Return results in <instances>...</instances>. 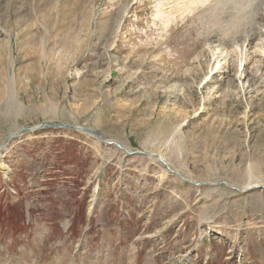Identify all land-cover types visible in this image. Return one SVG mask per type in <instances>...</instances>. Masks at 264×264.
I'll use <instances>...</instances> for the list:
<instances>
[{
  "label": "rangeland",
  "instance_id": "obj_1",
  "mask_svg": "<svg viewBox=\"0 0 264 264\" xmlns=\"http://www.w3.org/2000/svg\"><path fill=\"white\" fill-rule=\"evenodd\" d=\"M177 1L0 0V264H264V0Z\"/></svg>",
  "mask_w": 264,
  "mask_h": 264
},
{
  "label": "bare ground",
  "instance_id": "obj_2",
  "mask_svg": "<svg viewBox=\"0 0 264 264\" xmlns=\"http://www.w3.org/2000/svg\"><path fill=\"white\" fill-rule=\"evenodd\" d=\"M243 1V2H242ZM258 0H179V1H177V2H173V4H172V7H171V9H173L174 10V12H182V13H185L186 11H188V10H190V15H193V17H195V18H197L198 17V13L199 12H202V11H204V10H207V8L208 9H210V8H212V10L215 12V11H218L219 10V8L220 7H218V6H220L221 4H226L224 7V10H228V11H231L232 12V14L231 15H233V12L234 11H232V10H230L229 9V6H228V3H231L232 5H235V6H239V5H241V4H244V3H246V4H249V8H250V4H252L253 2H257ZM214 3H216V6L214 5ZM264 3V2H263ZM245 4V5H246ZM257 5V4H256ZM254 6H255V4H254ZM258 6H259V3H258ZM240 7V6H239ZM245 6H243L242 7V9L240 10V11H243V12H241L240 13V15L239 16H235L236 17V21H235V23L233 22H231V24H229L228 23V25H230V26H232V25H235V28L236 29H238V28H240V26L245 22V20H248V18L250 17V18H252L251 16H249V12L248 11H245V10H247V9H243ZM248 7H246V8H248ZM253 7V6H252ZM251 7V8H252ZM254 9H255V7H253ZM257 9V8H256ZM249 11L251 10V9H248ZM263 10H264V7H263ZM223 11V10H222ZM236 12H238L237 10H235ZM256 11V10H255ZM162 12V11H161ZM160 12V13H161ZM249 16V17H248ZM232 18V17H231ZM234 18V17H233ZM232 20V19H231ZM251 20V19H250ZM254 20V19H253ZM202 21H206L205 19H202ZM247 22V21H246ZM252 24V23H251ZM258 25V24H257ZM229 27V26H228ZM255 27V26H254ZM254 27H252V28H254ZM258 28H256V29H252L251 27H250V30H248L247 32H246V35H245V37H244V39H243V41H244V43L246 44H251L254 40H256V39H259V40H262V36L264 35L263 34V32L261 31V29H260V27L259 26H257ZM227 29V28H226ZM252 29V30H251ZM221 31H225V27L223 26L222 28H221ZM223 35V34H222ZM223 38V37H222ZM224 39L225 38H223V40H221V41H219V45L220 46H225V45H229V43H228V41L226 40V41H224ZM242 39H241V41H242ZM238 40V39H237ZM239 41V40H238ZM240 41V42H241ZM239 42V43H240ZM167 43H168V41H167ZM243 43V42H242ZM234 44V43H233ZM244 44V45H245ZM235 45V44H234ZM230 46V45H229ZM235 47V46H234ZM222 48H224V47H222ZM21 133V131L19 132V133H17L16 135H19ZM106 142H108V143H113L112 141H110V140H107ZM116 144V143H115ZM117 146H119V148L121 149H125V151H124V153H127L128 155H130L131 154V151L129 150V149H127V148H125L122 144H120V143H118L117 144ZM138 154V153H137ZM140 154V153H139ZM132 155V154H131ZM143 156H146L145 154H142ZM157 155V154H156ZM149 156V155H148ZM147 156V157H148ZM151 156V155H150ZM149 156V157H150ZM158 156H160V155H158ZM161 158H162V162H161V160L159 159V158H155V157H153L152 156V158H155V161L157 162V163H159V165H161V166H164V167H167L168 168V164L166 163V159H165V157L162 155V156H160ZM151 158V159H152ZM154 160V159H153ZM167 171V170H166ZM255 184V183H254ZM254 184H252V185H249L247 188L248 189H252V188H255V187H259L260 185H254ZM64 259H68L67 257L66 258H64ZM105 260H107V259H105ZM69 261V260H68ZM68 261L66 262V263H64V264H67L68 263ZM108 261V260H107ZM109 262V261H108ZM184 263V262H183Z\"/></svg>",
  "mask_w": 264,
  "mask_h": 264
},
{
  "label": "water",
  "instance_id": "obj_3",
  "mask_svg": "<svg viewBox=\"0 0 264 264\" xmlns=\"http://www.w3.org/2000/svg\"><path fill=\"white\" fill-rule=\"evenodd\" d=\"M48 127H53V128H62V129H65V130H76V131H80V132H82V133H86V134H88V135H90V136H92V137H96L101 143H104L105 142V139L99 134V133H96L95 131H93L92 129H89V128H84V127H80V126H77V125H74V124H64V123H52V122H48V123H44V124H42L41 126H37V127H34V128H27V129H24V131L21 133V134H24V133H27L28 131H32V130H35V129H37V128H48ZM15 136H11V137H9L8 138V140H7V142L0 148V151L2 150V149H5L6 147H7V145L9 144V142L14 138ZM105 144H109V145H113L112 143H105ZM117 147H119V146H117ZM120 149V148H119ZM121 150H123L122 148H121ZM123 151H125V150H123ZM135 153H140V154H145V155H147L148 156V154H149V156L150 157H155V158H159L160 160H161V162L163 161L162 160V158L160 157V156H158V155H156V154H154V153H143V152H135ZM134 152H131V154H135ZM130 154V155H131ZM168 171L170 172V173H173V174H175V175H177V176H179V177H181V178H183V176L180 174V173H178L177 171H175V170H173L172 168H170V166H169V169H168ZM185 181H187V180H185ZM189 182H191V181H189ZM191 183H193V182H191ZM224 184H226V183H224ZM227 185V184H226Z\"/></svg>",
  "mask_w": 264,
  "mask_h": 264
}]
</instances>
